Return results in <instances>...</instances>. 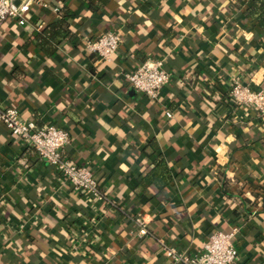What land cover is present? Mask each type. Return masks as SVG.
<instances>
[{
    "label": "crops",
    "instance_id": "obj_1",
    "mask_svg": "<svg viewBox=\"0 0 264 264\" xmlns=\"http://www.w3.org/2000/svg\"><path fill=\"white\" fill-rule=\"evenodd\" d=\"M92 1L67 0L71 39L51 54L36 35L63 0L35 3L24 26L3 22L0 106L67 130L64 158L88 167L108 201L77 192L0 124V264H173L163 243L196 252L234 228L236 264H264V116L229 93L235 75L264 88L260 13L249 0ZM109 30L121 44L103 60L85 42ZM146 60L171 75L156 99L125 79ZM160 155L171 182L145 189ZM137 214L150 220L142 238Z\"/></svg>",
    "mask_w": 264,
    "mask_h": 264
},
{
    "label": "built area",
    "instance_id": "obj_2",
    "mask_svg": "<svg viewBox=\"0 0 264 264\" xmlns=\"http://www.w3.org/2000/svg\"><path fill=\"white\" fill-rule=\"evenodd\" d=\"M39 1L41 0H0V28L5 20L24 26L32 6ZM120 44V34L109 30L95 39H87L85 48L103 60H110L118 52ZM125 79L135 91L156 99L170 82L171 75L161 60H146L134 71L125 74ZM229 93L236 106L253 107L264 116V88L253 89L235 75L231 78ZM166 115L171 118L172 112L167 111ZM0 124L5 125L14 138L34 148L77 192L89 200L108 201L97 177L88 167L64 158L62 149L70 141L67 130L50 124L37 126L33 121L24 120L13 107L0 106ZM134 223L137 237L142 238L150 233V220L146 215L137 214ZM237 232V228L230 232L216 231L196 252L179 250L164 243L161 250L173 264H236L239 259L235 241Z\"/></svg>",
    "mask_w": 264,
    "mask_h": 264
},
{
    "label": "trees",
    "instance_id": "obj_3",
    "mask_svg": "<svg viewBox=\"0 0 264 264\" xmlns=\"http://www.w3.org/2000/svg\"><path fill=\"white\" fill-rule=\"evenodd\" d=\"M95 3V0L91 4ZM251 13L259 12L262 26H264V0H249ZM72 12L69 9L67 0H63V5L58 9V18L51 24L45 26L40 33L36 35L37 43L41 49L46 50L48 54L53 52V44L60 43L62 40L71 39L70 18ZM152 149L157 146L151 144ZM30 147V146H29ZM32 148V147H31ZM170 166L163 156L155 159L153 167L140 178V184L143 188L156 185L163 190L171 182Z\"/></svg>",
    "mask_w": 264,
    "mask_h": 264
}]
</instances>
